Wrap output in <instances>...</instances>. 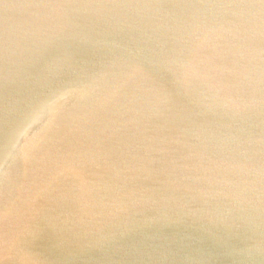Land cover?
Returning <instances> with one entry per match:
<instances>
[{
	"label": "water",
	"instance_id": "water-1",
	"mask_svg": "<svg viewBox=\"0 0 264 264\" xmlns=\"http://www.w3.org/2000/svg\"><path fill=\"white\" fill-rule=\"evenodd\" d=\"M0 264H264V0H0Z\"/></svg>",
	"mask_w": 264,
	"mask_h": 264
}]
</instances>
